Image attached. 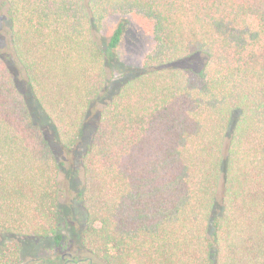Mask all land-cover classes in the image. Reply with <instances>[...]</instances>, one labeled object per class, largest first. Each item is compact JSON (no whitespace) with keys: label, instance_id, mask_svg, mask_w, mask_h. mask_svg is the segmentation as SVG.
Segmentation results:
<instances>
[{"label":"trees","instance_id":"1","mask_svg":"<svg viewBox=\"0 0 264 264\" xmlns=\"http://www.w3.org/2000/svg\"><path fill=\"white\" fill-rule=\"evenodd\" d=\"M0 10V264L37 241L60 248L76 203L100 264H264V0ZM130 14L152 25L139 69L117 57Z\"/></svg>","mask_w":264,"mask_h":264},{"label":"rangeland","instance_id":"2","mask_svg":"<svg viewBox=\"0 0 264 264\" xmlns=\"http://www.w3.org/2000/svg\"><path fill=\"white\" fill-rule=\"evenodd\" d=\"M127 29L124 39L117 51V57L123 64L134 69H139L142 66L143 60L146 55L153 49L154 40L152 34V25L149 21L137 14H130L126 17ZM115 21H110L106 27L107 33L111 35ZM10 29L11 24L3 10H0V41L5 56L11 57L12 50L10 44ZM11 59V58H10ZM75 159L72 157L69 164L65 166L64 172L61 174V180L66 191L64 195V204L69 205L70 201L74 199L73 185L76 183L78 177V168L75 164ZM77 208V209H76ZM76 208L72 212L65 210L63 220V235L64 242L60 248L49 246L42 242L32 243V246H26L24 251L19 256V263L31 260L43 263L48 261L55 262L63 254L69 252H76L83 254L86 252L80 242V232L82 228V220L84 212L81 206L76 203ZM32 256V257H31Z\"/></svg>","mask_w":264,"mask_h":264},{"label":"flooded vegetation","instance_id":"3","mask_svg":"<svg viewBox=\"0 0 264 264\" xmlns=\"http://www.w3.org/2000/svg\"><path fill=\"white\" fill-rule=\"evenodd\" d=\"M32 257V256H31ZM22 264H100L95 261L87 252L83 254H77L76 252H69L67 254H63L59 259H55V262L50 263L44 261L40 263L35 259L27 260L22 262Z\"/></svg>","mask_w":264,"mask_h":264}]
</instances>
